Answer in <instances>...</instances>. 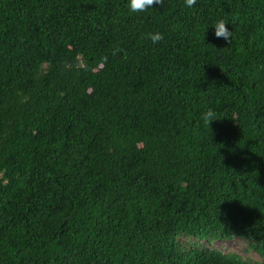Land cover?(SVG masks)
<instances>
[{"label": "trees", "instance_id": "1", "mask_svg": "<svg viewBox=\"0 0 264 264\" xmlns=\"http://www.w3.org/2000/svg\"><path fill=\"white\" fill-rule=\"evenodd\" d=\"M0 264H264V0H0Z\"/></svg>", "mask_w": 264, "mask_h": 264}, {"label": "clouds", "instance_id": "2", "mask_svg": "<svg viewBox=\"0 0 264 264\" xmlns=\"http://www.w3.org/2000/svg\"><path fill=\"white\" fill-rule=\"evenodd\" d=\"M163 0H125V6L130 13H146L152 9L157 8V6H162ZM197 4V0H183V7L187 9H192L194 5ZM227 24H231V20L227 18L217 19L214 23L208 24L211 25L214 29L213 35L216 38H222L227 43L232 38V30L226 27ZM207 25V26H208ZM148 38L153 44L161 41L163 39V34L159 32L149 33ZM120 51L119 48L113 49L112 55L115 56ZM102 60L106 61L107 57H102ZM213 112L208 110L204 112L201 116V119L205 121H212Z\"/></svg>", "mask_w": 264, "mask_h": 264}, {"label": "rangeland", "instance_id": "3", "mask_svg": "<svg viewBox=\"0 0 264 264\" xmlns=\"http://www.w3.org/2000/svg\"><path fill=\"white\" fill-rule=\"evenodd\" d=\"M214 247H216L217 249H219V250H221L223 252L226 251V250H234L241 256H245L246 255V253L243 251L241 243L238 242V241H234V242H216V243H214ZM248 256H252V255L248 254Z\"/></svg>", "mask_w": 264, "mask_h": 264}]
</instances>
